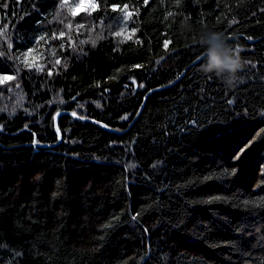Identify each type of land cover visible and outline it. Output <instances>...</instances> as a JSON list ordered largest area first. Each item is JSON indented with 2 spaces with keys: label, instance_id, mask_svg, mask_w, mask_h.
Wrapping results in <instances>:
<instances>
[{
  "label": "trees",
  "instance_id": "1",
  "mask_svg": "<svg viewBox=\"0 0 264 264\" xmlns=\"http://www.w3.org/2000/svg\"><path fill=\"white\" fill-rule=\"evenodd\" d=\"M61 4L0 0V264H264V0Z\"/></svg>",
  "mask_w": 264,
  "mask_h": 264
},
{
  "label": "clouds",
  "instance_id": "2",
  "mask_svg": "<svg viewBox=\"0 0 264 264\" xmlns=\"http://www.w3.org/2000/svg\"><path fill=\"white\" fill-rule=\"evenodd\" d=\"M203 42L207 47V62L201 65V70L206 73L215 72L225 76V82L231 84L236 79V74L242 69L243 61L240 56L241 49H232L226 42L223 32H206Z\"/></svg>",
  "mask_w": 264,
  "mask_h": 264
},
{
  "label": "snow or ice",
  "instance_id": "3",
  "mask_svg": "<svg viewBox=\"0 0 264 264\" xmlns=\"http://www.w3.org/2000/svg\"><path fill=\"white\" fill-rule=\"evenodd\" d=\"M177 2H179V0H177ZM67 6L71 12V14L73 16L79 15L80 11H84V12H89V9H91V11H95L97 5L92 2V0H89V2L86 4V0H78V2H76L74 5L70 3V0H62V4L61 7H65ZM127 8V5L125 4L124 9H118V6H114L113 7V11L119 10L121 12L124 13V19H129L132 17L133 13L130 11H125V9ZM90 14V12H89ZM78 27H83V25H79ZM67 28L69 30V32L72 30V24L69 23L67 25ZM7 31V29H2L0 30V36H3L4 33ZM117 35H122V33H117ZM64 33H60V37L59 38H63ZM53 38H57V37H53ZM41 39H43V37H41ZM27 59V54H25V62ZM56 63H60L59 60L56 61ZM32 65H29V67H31ZM139 67V66H137ZM42 70V69H41ZM51 74V73H50ZM9 79H14V77H9V76H3L0 77V81H4V80H9Z\"/></svg>",
  "mask_w": 264,
  "mask_h": 264
},
{
  "label": "water",
  "instance_id": "4",
  "mask_svg": "<svg viewBox=\"0 0 264 264\" xmlns=\"http://www.w3.org/2000/svg\"><path fill=\"white\" fill-rule=\"evenodd\" d=\"M159 91H161V90H154V91H151V92L146 96L145 101H144V105L142 106V109H141L140 114L138 115V117L136 118V120L133 122V124H131L130 128H129L127 131L123 132V133H118V132H116V131H113V130L107 128L105 125L100 124V123H97V122H95V121H92V120H89V119H83V118H80V117H78L77 115H75V114H73V113H71V112H61V113L57 114L56 117H55V131H56V134H57L58 139H59V143H58L57 145H60L61 142H62V135H61V131H60V129H59V118H60L61 116H63V115H69V116L73 117V118L76 119V120H80V121H83V122H91V123H94V124H97V125L101 126L102 128H104L105 130H107V131L110 132V133H114V134H117V135H119V136H123V135H126L128 132L131 131V129L135 126V124L137 123V121H138L139 118L141 117V114H142V112H143V110H144L145 102L147 101L148 97L151 96L152 94H155L156 92H159ZM53 147H54V146H47V147H45V148H53Z\"/></svg>",
  "mask_w": 264,
  "mask_h": 264
},
{
  "label": "rangeland",
  "instance_id": "5",
  "mask_svg": "<svg viewBox=\"0 0 264 264\" xmlns=\"http://www.w3.org/2000/svg\"><path fill=\"white\" fill-rule=\"evenodd\" d=\"M71 1H76V2H78V0H71ZM89 2V0H86V4ZM92 2H94L95 3V0H92ZM89 10H91V9H89ZM81 12V11H80ZM0 82H2V81H0Z\"/></svg>",
  "mask_w": 264,
  "mask_h": 264
}]
</instances>
